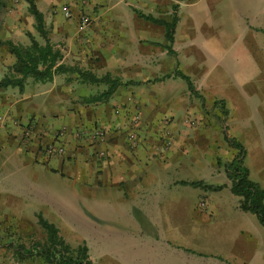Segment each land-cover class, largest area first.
Instances as JSON below:
<instances>
[{"label":"crops","instance_id":"crops-1","mask_svg":"<svg viewBox=\"0 0 264 264\" xmlns=\"http://www.w3.org/2000/svg\"><path fill=\"white\" fill-rule=\"evenodd\" d=\"M15 1L0 0L1 40L22 45H29L31 38L42 45L48 41L61 52L65 65L98 77L108 74L123 84L95 101L88 99L107 84L81 83L76 73L69 72L47 82L28 78L22 91L17 86L0 88V264H47L30 251L32 228L39 225L36 213L43 212L28 201H56L60 208H71L67 201L85 198L127 204L126 213L135 208L146 218L137 229L147 227L145 202L180 201L181 187L190 186L182 182L191 180L182 176L201 164L198 146H206L199 143L213 141L205 125L211 124L204 115L209 106L222 111L231 126V134L225 127L224 139L239 141L246 157L230 119L238 117L233 100L240 93L249 97L257 76L262 77L264 0L254 9L234 0L227 25L230 38L212 41L198 33L194 17L182 27L183 16L190 15L186 10L194 12L197 0H32L43 15L44 36L35 27L28 2ZM19 13L28 16V25ZM144 15L167 22L177 18L171 51L166 47L165 26ZM82 16L89 23L82 24ZM15 61L8 48L0 46V79L11 72ZM209 67L221 68L231 96L211 88L210 79L215 77ZM175 71L192 80L203 102ZM216 101H223L224 110ZM95 127L107 132L104 143L89 136ZM62 128L64 133L56 137ZM76 130L86 132L76 135ZM166 132L170 145L165 143ZM129 133L135 134L132 145ZM51 144L63 151L48 155L45 148ZM263 164L264 159L244 163L249 177L264 189ZM216 181L209 184L228 183L223 178ZM17 201L25 203L16 210Z\"/></svg>","mask_w":264,"mask_h":264},{"label":"rangeland","instance_id":"rangeland-1","mask_svg":"<svg viewBox=\"0 0 264 264\" xmlns=\"http://www.w3.org/2000/svg\"><path fill=\"white\" fill-rule=\"evenodd\" d=\"M241 1L243 7L249 9L261 6L260 0ZM233 8L234 0H197L193 4L194 12L190 11L191 8L186 10L190 15L183 16L182 27L191 16L198 23V33L207 40L230 38L232 31L227 30V25ZM19 15L20 20L28 25V16ZM261 48L260 74L263 78L257 76L253 85L255 91L249 97L245 98L240 93V98L233 100L238 106L235 110L238 117L230 119L235 136L247 150L244 163L248 165L255 159L257 163L264 159V46ZM209 68L215 77L210 79L211 88L219 91V95L223 94L220 93L222 91L230 94L221 68ZM204 93L210 100L206 89ZM204 113L211 122L207 121L205 125L211 131L213 141L199 143L206 146H198L201 164L191 166L190 173L182 177L191 181L204 179L207 182L201 181L206 185L223 178L230 185L225 177V166L237 150L224 139V133L227 127L231 134V126L219 107L209 106ZM165 143H171L169 132H166ZM228 183H223L219 190L182 186L180 201L145 202L143 212H146L148 222L145 224L147 227L140 231L137 226L141 225V219L146 218L140 217L142 215L135 208L130 214L126 213L127 204L85 198L67 201L71 208H60L56 201L28 202L30 207H36L54 220L52 223L59 227L71 247L84 243L93 264H264V228L253 213H244L239 206L240 197L230 192ZM7 203L9 205V201ZM16 203L17 210L25 201ZM32 230L29 243L43 242L45 234L42 228L38 225Z\"/></svg>","mask_w":264,"mask_h":264},{"label":"trees","instance_id":"trees-1","mask_svg":"<svg viewBox=\"0 0 264 264\" xmlns=\"http://www.w3.org/2000/svg\"><path fill=\"white\" fill-rule=\"evenodd\" d=\"M26 1L28 2L29 13L32 14L35 20L37 31L44 36L42 13L36 8L32 0ZM144 17L152 22L165 26V39L168 42L166 47L171 51L173 32L177 18L173 17L170 22H167L147 15H144ZM0 46H6L9 52L16 58L11 72L0 79V88L17 86L22 91L28 78L36 82H47L51 81L56 74L69 72L76 73V79L81 83L107 84V88L104 91L88 99L95 101L107 98L117 87L123 84L120 79L112 78L108 74L98 77L89 70L65 65L61 62V52L55 49L48 41L42 45L31 38L29 45H22L10 39H0ZM175 75L185 81L192 94L201 97L196 92L192 80L187 75L180 71H175ZM66 80L69 81L71 79L67 78ZM201 99L203 102L202 97ZM216 102L222 104V109L223 101ZM225 139L237 150V154L225 166L226 176L230 182V192L240 197V208L243 211L253 213L264 228V189L249 177L248 168L243 163L245 156L243 145L230 136H225ZM182 183L193 187L202 186L209 190H219L224 186L206 185L201 180L183 181ZM36 217L39 226L45 234V239L43 242L31 244L30 251H34L37 255L41 256L47 264H93L88 256L87 246L84 243L76 247H71L59 234V230L54 223L48 221L41 213H36Z\"/></svg>","mask_w":264,"mask_h":264},{"label":"built area","instance_id":"built-area-1","mask_svg":"<svg viewBox=\"0 0 264 264\" xmlns=\"http://www.w3.org/2000/svg\"><path fill=\"white\" fill-rule=\"evenodd\" d=\"M64 15L68 16L69 12L65 11ZM80 20H81L82 24L86 25L87 23H89V18H87L86 16H82ZM64 131H65V129H63V128L61 130L56 131L55 136L60 137L64 133ZM85 132L86 131H83V130H76L75 134L76 135H81V134L84 135ZM28 134H29V131L25 130V135L28 136ZM88 134L92 140L97 141L98 143H104L107 139V132L102 128L95 127ZM128 140H129V144H131V145L134 144L135 143V134L129 133ZM45 151L48 155H52L54 153L60 154L63 151V149L61 146H55V145L51 144V145L46 146ZM102 154H103V152L100 153V155H102Z\"/></svg>","mask_w":264,"mask_h":264}]
</instances>
